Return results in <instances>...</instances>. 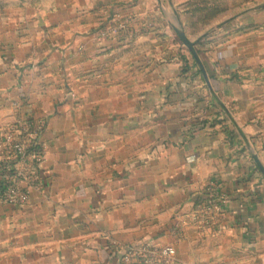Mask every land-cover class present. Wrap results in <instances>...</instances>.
<instances>
[{"label":"crops","instance_id":"1","mask_svg":"<svg viewBox=\"0 0 264 264\" xmlns=\"http://www.w3.org/2000/svg\"><path fill=\"white\" fill-rule=\"evenodd\" d=\"M235 3L249 7L195 47L204 76L181 45L151 43L178 0H0V128L45 121L42 187L0 201V264H119L115 244L139 243L264 264V0ZM119 15L130 33L99 39ZM210 181L217 228L179 239Z\"/></svg>","mask_w":264,"mask_h":264},{"label":"built area","instance_id":"2","mask_svg":"<svg viewBox=\"0 0 264 264\" xmlns=\"http://www.w3.org/2000/svg\"><path fill=\"white\" fill-rule=\"evenodd\" d=\"M115 23L101 30L99 37L127 36L130 21L116 17ZM118 36V37H119ZM45 121L31 116H18L14 124L0 128V201L14 207L27 204L32 189L41 188L40 168L45 160L41 136ZM226 195L215 181H210L192 211L175 228L180 239L183 227L199 233L214 231L223 215ZM119 264H182L174 246L139 243L130 246L115 244Z\"/></svg>","mask_w":264,"mask_h":264},{"label":"rangeland","instance_id":"3","mask_svg":"<svg viewBox=\"0 0 264 264\" xmlns=\"http://www.w3.org/2000/svg\"><path fill=\"white\" fill-rule=\"evenodd\" d=\"M178 2L181 3V5L177 6V9H179L180 13V19H172L171 25L168 26L170 29L168 32L169 34L171 33V35H156L151 39L152 44L162 43L181 45L183 48L189 51V49L183 44L176 33V31H181L191 42L195 43V47L200 49L206 48V46L210 44V35L217 31L218 27L216 24L220 18L227 15L229 11L232 12L236 7H241L242 9L249 7H245L244 4L237 6V3H235L237 0H188L187 2L186 0H178ZM116 17L117 16H115L113 22H110L107 24V26H111L113 23H115L117 19ZM119 17L126 19L120 15ZM107 26H104L103 29H105ZM118 36L119 35L111 36L106 40L116 38ZM99 39H101V37ZM189 54L192 56L190 51ZM194 62L197 64L195 59Z\"/></svg>","mask_w":264,"mask_h":264},{"label":"water","instance_id":"4","mask_svg":"<svg viewBox=\"0 0 264 264\" xmlns=\"http://www.w3.org/2000/svg\"><path fill=\"white\" fill-rule=\"evenodd\" d=\"M178 37L180 38V40L183 42V44L189 49V51L191 52L193 58L195 59L196 63L198 64V66L200 67V69L202 70L204 76L205 75V71H204V68L201 64V61H200V58H199V55L198 53L196 52V49H195V43L191 42L187 37L186 35L181 32V31H176Z\"/></svg>","mask_w":264,"mask_h":264},{"label":"trees","instance_id":"5","mask_svg":"<svg viewBox=\"0 0 264 264\" xmlns=\"http://www.w3.org/2000/svg\"><path fill=\"white\" fill-rule=\"evenodd\" d=\"M198 52V51H197Z\"/></svg>","mask_w":264,"mask_h":264}]
</instances>
